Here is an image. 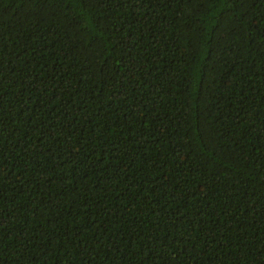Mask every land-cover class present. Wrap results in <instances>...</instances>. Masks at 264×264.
<instances>
[{
  "label": "trees",
  "instance_id": "1",
  "mask_svg": "<svg viewBox=\"0 0 264 264\" xmlns=\"http://www.w3.org/2000/svg\"><path fill=\"white\" fill-rule=\"evenodd\" d=\"M0 264H264V0H0Z\"/></svg>",
  "mask_w": 264,
  "mask_h": 264
}]
</instances>
